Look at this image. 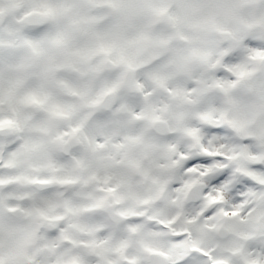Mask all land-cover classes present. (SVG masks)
I'll return each instance as SVG.
<instances>
[{
    "label": "snow or ice",
    "instance_id": "1",
    "mask_svg": "<svg viewBox=\"0 0 264 264\" xmlns=\"http://www.w3.org/2000/svg\"><path fill=\"white\" fill-rule=\"evenodd\" d=\"M189 34L207 46L179 48ZM169 66H200L199 87H169ZM158 99L201 109L222 143L194 159L168 144L161 163L139 130L164 122ZM255 145L264 0H0V264H264Z\"/></svg>",
    "mask_w": 264,
    "mask_h": 264
},
{
    "label": "clouds",
    "instance_id": "2",
    "mask_svg": "<svg viewBox=\"0 0 264 264\" xmlns=\"http://www.w3.org/2000/svg\"><path fill=\"white\" fill-rule=\"evenodd\" d=\"M177 46L179 48H185L189 46H207L206 41L203 38L194 36L189 34L188 41H177ZM191 74L186 75L184 72L178 71L174 66H169L168 73L169 79L167 81L168 86L177 89V88H187L189 83H191L195 87H199L197 83L198 80L202 78L203 69L200 66H193L190 70ZM135 78V74H134ZM144 83L146 87H151L152 82L150 78L145 76ZM158 103L168 102L170 107L168 112L163 113L164 115V122H161L156 125H148L146 122L140 124L139 130L142 131L147 137L153 140L159 148L154 152V158L158 159L161 163H167L168 158L172 155L166 152L165 146L168 144H173L176 147V154L183 152L189 158H196L202 155L201 145L215 148L217 147L222 141L218 138H215V134H209L207 131L204 130V126L201 121L198 119L196 112L201 110L195 106H190L185 104L182 101H163L157 100ZM183 113L184 119L182 121H177L176 117L178 114ZM200 128V144H197L196 141L188 136L182 129L183 128ZM255 150L257 152L264 153V145H255ZM186 161H182L181 168L183 163ZM231 167L233 170L236 167H251L252 162L240 158L236 161L230 162ZM159 171V170H158ZM176 178L182 179L183 172L181 169L176 170ZM237 179L239 177L237 176ZM78 190L82 193L86 194L88 191H92V186L88 188H81L77 186ZM138 190L141 192H147L146 185H139ZM78 200L83 203H88L89 201L86 199L85 195H81L78 197ZM203 201L201 199V190L197 189L194 190L192 195L189 197L188 204L186 207V212L188 213H195L199 210L200 206L202 205ZM120 207L122 208H136L137 204L134 200L126 199ZM156 206L154 205L153 208ZM152 209H150L151 211Z\"/></svg>",
    "mask_w": 264,
    "mask_h": 264
}]
</instances>
